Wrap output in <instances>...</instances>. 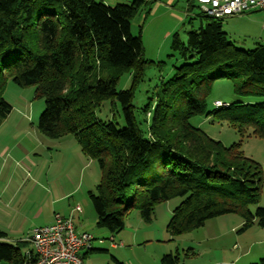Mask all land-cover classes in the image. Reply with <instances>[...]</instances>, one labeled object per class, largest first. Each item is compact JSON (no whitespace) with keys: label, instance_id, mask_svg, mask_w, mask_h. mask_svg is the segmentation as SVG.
Here are the masks:
<instances>
[{"label":"trees","instance_id":"16d2710c","mask_svg":"<svg viewBox=\"0 0 264 264\" xmlns=\"http://www.w3.org/2000/svg\"><path fill=\"white\" fill-rule=\"evenodd\" d=\"M142 3L109 7L101 0H0V121L11 110L2 97L7 81L34 86V97L44 102L40 133L49 139L73 137L82 154L97 163L100 182L89 198L96 225L111 233L124 228L131 211L148 221L155 204L176 197L183 201L167 225L172 234L225 214L243 217L244 227L256 219L264 229V209L254 215L248 209L259 200L261 166L242 154L239 143L225 147L190 124L194 117L214 114L240 136L250 130L264 138V102H233L212 112L205 106L217 79H228L236 95L256 92L257 84L264 83V47L234 48L221 21L212 18L188 33L186 46L174 37L173 49L194 61L178 67L157 88L142 132L133 116L132 91L116 90L121 72L133 70L138 82L147 65L139 37L130 32V19ZM115 100L122 128L95 116L102 102ZM151 160L161 161L163 175L141 183L139 172ZM5 237L0 231V240ZM29 247L27 240L0 242V263L35 264ZM177 262L170 255L161 258V264Z\"/></svg>","mask_w":264,"mask_h":264},{"label":"rangeland","instance_id":"374dc122","mask_svg":"<svg viewBox=\"0 0 264 264\" xmlns=\"http://www.w3.org/2000/svg\"><path fill=\"white\" fill-rule=\"evenodd\" d=\"M133 1L101 0L109 7ZM142 1L130 19V32L139 37L142 59L147 65L138 82H134L133 70L121 72L116 90L132 91L133 116L138 128L145 132L150 121L145 112L153 106L157 88L171 79L178 67L194 61H185L173 49V38L186 46L188 33L198 31L209 19L195 2L188 0ZM220 21L234 48L251 51L264 47V9ZM257 87L252 94L236 95L228 79H217L205 100L207 112L215 111L214 101L263 103L260 91L264 83ZM2 97L11 110L0 121V231L6 234L0 242L14 245L26 240L33 229L50 225L54 215L59 214L71 217L77 230L95 239L94 251L85 258L88 264H161L166 255L177 257V264H257L264 259V229L256 219L244 227V219L238 214L208 219L201 227L184 233H170L167 225L174 209L183 201L180 197L155 204L148 221L141 218L138 210L131 211L118 233L98 227L89 198V193L97 194L100 182L97 163L82 154L73 137L49 139L40 133L37 122L44 102L34 97V86L19 87L7 81ZM95 116L104 123L114 122L118 128L124 126L117 100L102 102L95 109ZM190 124L225 147L239 143L242 154L261 166L263 184L259 200L248 209L252 215L256 209H264V138L251 135L250 130L240 136L214 114L194 117ZM163 171L161 161L151 160L148 168L139 172L138 181L150 183L160 179ZM76 206L80 212L74 211Z\"/></svg>","mask_w":264,"mask_h":264},{"label":"built area","instance_id":"2783aa9c","mask_svg":"<svg viewBox=\"0 0 264 264\" xmlns=\"http://www.w3.org/2000/svg\"><path fill=\"white\" fill-rule=\"evenodd\" d=\"M188 1L195 2L203 15L216 20L254 9H264V0ZM213 107L227 108L229 103L214 101ZM74 211L80 212V208L76 206ZM110 239L113 241L112 237ZM26 240L36 256L35 264H88L85 262V255L93 250L92 243L95 239L86 232L77 233L71 217L55 214L50 225L33 229Z\"/></svg>","mask_w":264,"mask_h":264},{"label":"crops","instance_id":"0c3cea01","mask_svg":"<svg viewBox=\"0 0 264 264\" xmlns=\"http://www.w3.org/2000/svg\"><path fill=\"white\" fill-rule=\"evenodd\" d=\"M74 227H75V226H74ZM75 230H76L77 233H84V232H81V231L77 230L76 228H75ZM26 239H27V238H26ZM93 251H94V250H92L91 252H93ZM91 252H90V253H91ZM90 253H88V254H90ZM88 254L85 255V258L88 256Z\"/></svg>","mask_w":264,"mask_h":264}]
</instances>
